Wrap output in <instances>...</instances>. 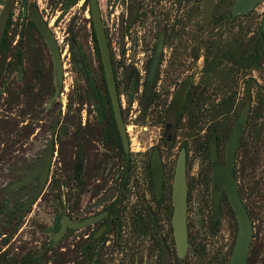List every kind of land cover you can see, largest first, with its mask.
<instances>
[{
    "label": "rangeland",
    "instance_id": "374dc122",
    "mask_svg": "<svg viewBox=\"0 0 264 264\" xmlns=\"http://www.w3.org/2000/svg\"><path fill=\"white\" fill-rule=\"evenodd\" d=\"M69 1L15 0L10 12L9 51L0 58V261L227 264L238 222L224 190L217 195L213 191L206 148L214 138L213 153L220 165L225 163L226 142L248 96L250 110L234 173L252 224L246 264H264V41L257 66L224 62L226 81L203 78L214 40L236 46V55L244 56L261 27L264 0L234 22L228 11L235 0H215L209 24L200 18L202 0H97L128 152L121 140L119 146L109 136V117L97 116L89 90L90 80L103 88L89 0ZM34 8L57 42L61 84L43 37L28 27ZM133 10L135 20L130 18ZM160 42L158 67L147 92L152 100L145 105L147 76ZM135 74L139 82L134 90L130 77ZM190 92L193 105L183 107ZM182 148L189 247L179 259L171 192ZM78 153L83 166L77 177ZM101 212H108L101 221L67 229L53 240L63 216L80 222Z\"/></svg>",
    "mask_w": 264,
    "mask_h": 264
},
{
    "label": "water",
    "instance_id": "95a60500",
    "mask_svg": "<svg viewBox=\"0 0 264 264\" xmlns=\"http://www.w3.org/2000/svg\"><path fill=\"white\" fill-rule=\"evenodd\" d=\"M263 0H235L232 6V15H244L256 8ZM15 0H3L2 9L0 11V43L2 35L8 21L11 9ZM90 15L92 19L93 30L100 54L101 64L104 72L105 83L110 98V105L116 122V127L125 151H129V143L126 126L123 121L121 103L116 88V80L113 72L110 51L107 37L105 34L100 8L97 0H89ZM215 0H202L200 18L202 23L209 24L214 19ZM31 18L35 27L43 37L53 63L55 80L57 84H61L63 77V65L57 42L51 33L49 27L44 22L36 8L31 10ZM261 30H264V16L262 20ZM161 42L159 43L151 67L147 76V92L153 82L157 67L158 57L161 52ZM80 67V65H79ZM81 73L86 77L85 72L81 69ZM248 115V106L246 105L240 113L236 123L234 124L229 138L225 146V163L220 165L217 156L212 154V186L213 191L217 195L222 189L224 190L229 204L234 212L238 222V231L231 253L230 260L227 264H246L249 246L252 239V224L248 212L241 200L238 192L237 182L234 173V165L236 159L237 146L241 133L245 126ZM186 150L182 148L176 160L173 181L171 201L173 205L171 226L176 248V255L179 259H183L189 247L188 228H187V182H186ZM107 212L90 216L80 222L71 220L67 216H63L60 220V228L55 233L53 240H59L67 229H81L106 216ZM104 230L101 228L100 232Z\"/></svg>",
    "mask_w": 264,
    "mask_h": 264
},
{
    "label": "trees",
    "instance_id": "16d2710c",
    "mask_svg": "<svg viewBox=\"0 0 264 264\" xmlns=\"http://www.w3.org/2000/svg\"><path fill=\"white\" fill-rule=\"evenodd\" d=\"M76 0H70L68 5H71L73 3H75ZM3 4V0H0V5ZM136 10L131 11V15L130 18L132 20L136 19ZM249 13V12H248ZM247 13V14H248ZM11 15L8 18L6 27L4 29L3 35H2V40L0 43V58L6 57V55L8 54L9 51V38H8V29L9 26L11 24ZM239 16H233L231 13V10L228 11V19L232 22L236 21L237 18ZM28 27L31 29H36L34 23L32 21H30L28 23ZM264 38V32L260 31V29L255 33L254 37L251 38L250 43L248 44L249 47V51L247 52V55L243 56V57H238L236 55V46H232V45H228L225 46V44L222 43L221 40H214L210 47H209V53L207 54L206 60H205V68H204V75L203 78L207 81L210 82L211 81V77H217L219 80L222 81H226V79L228 78V73L224 68L223 63H229V64H233V65H240L243 63H251L252 65L257 66L258 65V59L261 55V44L263 43V39ZM93 40H94V49L96 51L97 56H99V50H98V46H97V42L95 39V35L93 33ZM247 45V44H245ZM16 58L18 59L19 63H20V56L18 54L15 55ZM112 62V59H111ZM99 67L101 70V74H102V83H103V88H99L97 86V84L95 82H93L92 80L89 81V90L92 93L93 96V101H94V107H95V111L98 117L103 118V117H109L108 120V134L109 136L113 137L115 142L120 146V140L118 133H117V128H116V124H115V119L113 116V112H112V108L110 105V98L108 96V91L106 88V83H105V79H104V72H103V68H102V64L101 62L99 63ZM113 67V64H112ZM113 72H114V68H113ZM87 74L90 77V73L87 72ZM115 75V72H114ZM116 80V78H115ZM130 80L133 83V89H137L138 88V82H139V77L138 74H135L134 77H130ZM147 85V84H146ZM117 88V92H118V87ZM246 92L249 93V86L246 87ZM193 92L188 93L186 96L184 97V103H183V107L185 105V107L187 106V108L189 107V105H193L192 104V98L190 96H192ZM119 95V93H118ZM246 104L244 105V107L247 105L248 106V115H249V101H248V96L246 98ZM152 100V95H148L147 90H146V86L144 89V94H143V102L145 105H148V103ZM196 104V103H195ZM182 112V109L180 110ZM179 111V112H180ZM247 115V118H248ZM195 117L194 112H191V122L192 118ZM247 120V119H246ZM215 144H216V140L213 138L211 139V141L207 144V150L209 151V157H210V161L212 163V154L213 150L215 148ZM82 166H83V162H82V157L81 155L78 153L76 155V159H75V169H76V176L78 177L81 174L82 171ZM239 195H240V191L238 190ZM241 197V196H240ZM109 214H113V210L111 208V210L109 211ZM0 264H3L0 261ZM22 264H29V262H23Z\"/></svg>",
    "mask_w": 264,
    "mask_h": 264
},
{
    "label": "flooded vegetation",
    "instance_id": "af4514ba",
    "mask_svg": "<svg viewBox=\"0 0 264 264\" xmlns=\"http://www.w3.org/2000/svg\"><path fill=\"white\" fill-rule=\"evenodd\" d=\"M231 13H232V9H231ZM247 14V13H246ZM245 15V14H244ZM10 16V15H9ZM236 16H239L238 18H237V20L240 18V17H242L243 15H236ZM262 20H263V18H262ZM7 24V23H6ZM261 26H262V24H261ZM6 27V26H5ZM260 31H262V32H264V30H261V27H260ZM263 39V41H264V38H262ZM249 51V47H248V49H247V51L245 52V54H244V56L245 55H247V52ZM101 213H104V212H101ZM101 213H98V214H101ZM98 214H96V215H98ZM107 214H108V212H107ZM107 214H106V216H107ZM92 216H94V215H92ZM106 216H104L102 219H104ZM69 218V217H68ZM71 219V218H70ZM102 219H100L99 221H101ZM72 220V219H71ZM99 221H97V222H99ZM96 223V222H95ZM103 227V226H102ZM104 229H105V226H104ZM101 230V229H100ZM100 230H99V232L96 234V236L97 235H99L100 233H102V232H100Z\"/></svg>",
    "mask_w": 264,
    "mask_h": 264
}]
</instances>
